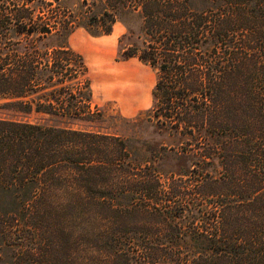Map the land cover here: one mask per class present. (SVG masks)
<instances>
[{
  "label": "trees",
  "instance_id": "obj_1",
  "mask_svg": "<svg viewBox=\"0 0 264 264\" xmlns=\"http://www.w3.org/2000/svg\"><path fill=\"white\" fill-rule=\"evenodd\" d=\"M65 1L0 0V200L15 205L0 233L17 264H264V0H104L100 17ZM134 14L142 46L118 57L158 73L145 114L176 162L164 179L153 149L90 129L103 113L69 44Z\"/></svg>",
  "mask_w": 264,
  "mask_h": 264
},
{
  "label": "rangeland",
  "instance_id": "obj_2",
  "mask_svg": "<svg viewBox=\"0 0 264 264\" xmlns=\"http://www.w3.org/2000/svg\"><path fill=\"white\" fill-rule=\"evenodd\" d=\"M64 4L77 15L88 11L97 17L102 15L106 7L104 0H66ZM122 20L118 21L109 35H93L85 28H79L69 39L71 48L84 57L89 67L94 108L98 107L103 113L102 122L90 129L122 136L133 152L145 151L146 147L153 149L155 166L164 179L176 162L160 160L158 149L166 141L165 131L159 129L154 118L150 120V116L145 114L154 107L153 90L158 73L138 58L119 60L120 48L132 49V44L142 46L143 40L139 38L142 36V19L139 14ZM129 28L133 31V37L125 39L120 45V39ZM90 30L92 33H100L101 27L94 24ZM2 117L10 116L9 112L0 107V118ZM182 142L186 146V142ZM175 150L185 154L182 147H175ZM191 158L186 156L181 159L182 167L188 170L185 161L188 162ZM14 208L13 203L0 200V215L3 211L11 212ZM19 255L16 247L8 244L0 233V264H17Z\"/></svg>",
  "mask_w": 264,
  "mask_h": 264
},
{
  "label": "crops",
  "instance_id": "obj_3",
  "mask_svg": "<svg viewBox=\"0 0 264 264\" xmlns=\"http://www.w3.org/2000/svg\"><path fill=\"white\" fill-rule=\"evenodd\" d=\"M117 23H118V22H117ZM117 23H116V24H117ZM116 24H115V25H116ZM115 25H114V26H115Z\"/></svg>",
  "mask_w": 264,
  "mask_h": 264
}]
</instances>
